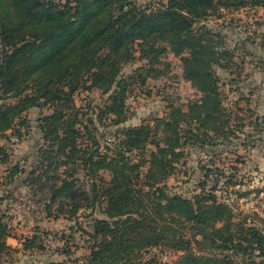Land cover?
Returning a JSON list of instances; mask_svg holds the SVG:
<instances>
[{
  "label": "trees",
  "instance_id": "1",
  "mask_svg": "<svg viewBox=\"0 0 264 264\" xmlns=\"http://www.w3.org/2000/svg\"><path fill=\"white\" fill-rule=\"evenodd\" d=\"M139 1L0 0V138L11 133L22 141L29 125L19 121L21 116L32 109L53 110L40 119L47 144L43 173L65 168L66 175L53 178L61 184L53 185L51 207L59 203L65 214L70 203L71 218L83 209L100 208L105 217L93 221L84 264H139L144 252L158 248L180 254L173 264H264V232L235 223L230 207L204 192L206 184L194 199L171 194L166 184L186 145L206 148L228 135L229 115L216 68L229 71L233 54L223 47L221 35L195 25L219 7L264 8V0ZM135 46L139 60L147 61L135 71L141 84L154 77L161 56L170 50L181 58L185 79L201 98L186 112L171 108L155 119L154 127L123 129V139L113 141L115 150L103 149L82 126L75 95L101 91L108 96L101 116L111 117L115 125L125 123L130 83L121 74L125 64L137 59ZM263 121L259 118L257 124L264 126ZM81 126L87 128L90 146L84 147ZM159 133L160 141L151 139ZM149 142L155 151L144 163L135 162L131 154L144 152ZM0 162L6 164L8 157ZM19 173L16 167L10 177ZM81 174L88 186L80 184ZM10 237L0 216V264L13 252ZM31 240L23 243L25 250L32 247Z\"/></svg>",
  "mask_w": 264,
  "mask_h": 264
},
{
  "label": "rangeland",
  "instance_id": "2",
  "mask_svg": "<svg viewBox=\"0 0 264 264\" xmlns=\"http://www.w3.org/2000/svg\"><path fill=\"white\" fill-rule=\"evenodd\" d=\"M139 3L146 4L148 0ZM195 27L197 30L205 27L221 35L223 47L233 54L229 71L216 68L222 103L229 115V127L224 130L228 135L222 134L206 148L186 145L175 175L166 181L168 191L194 199L203 193L202 185L206 184L204 192L227 204L235 223L264 232V126L257 124V119H264V8L235 11L219 7L213 16ZM135 50L137 59L125 64L121 74L130 83L125 123L115 125L111 117L101 116L108 97L101 91L75 95V104L83 114L82 126L88 127L103 149L115 150L113 141L123 139V129L154 127L155 119L165 117L171 108L186 112L192 102L201 98V93L185 79L181 58L170 50L161 56L154 77L141 84L135 71L147 61L139 60L138 46ZM1 53L0 47V57ZM10 102L13 100L3 101ZM52 112L45 107L24 113L19 121L25 120L29 128L22 130V141L11 133L0 138V161L8 157L6 164L0 162V216L10 229L11 238L7 242L13 249L2 264H50L71 260L84 264L93 241L88 235L93 233V221L105 218L100 208L93 212L83 209L78 217L71 218L70 203L65 214L59 211V203L51 207L53 185L61 184L53 178L66 175L65 168L43 173L45 166L41 156L47 144L42 138L40 119ZM82 126L84 147L90 146L87 128ZM182 126L187 129L186 124ZM161 137L159 133L151 139L160 141ZM151 151H155V145L149 142L144 152H135L131 157L135 162L144 163ZM16 167L20 173L10 177ZM146 167L145 164L143 172ZM207 171H212L208 177ZM103 176L110 179L108 173ZM78 177L80 184L88 186L82 174ZM27 239H32L33 243L29 250L23 246ZM142 257L139 264H173L180 254L158 248L144 252Z\"/></svg>",
  "mask_w": 264,
  "mask_h": 264
},
{
  "label": "crops",
  "instance_id": "3",
  "mask_svg": "<svg viewBox=\"0 0 264 264\" xmlns=\"http://www.w3.org/2000/svg\"><path fill=\"white\" fill-rule=\"evenodd\" d=\"M10 238H11V237H10ZM10 238H9V239H10Z\"/></svg>",
  "mask_w": 264,
  "mask_h": 264
}]
</instances>
